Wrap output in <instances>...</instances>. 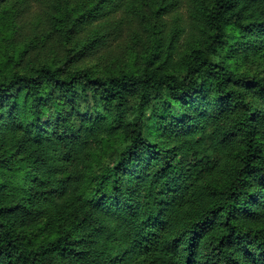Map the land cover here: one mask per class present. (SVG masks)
Instances as JSON below:
<instances>
[{"label": "trees", "instance_id": "1", "mask_svg": "<svg viewBox=\"0 0 264 264\" xmlns=\"http://www.w3.org/2000/svg\"><path fill=\"white\" fill-rule=\"evenodd\" d=\"M0 264H264V0H0Z\"/></svg>", "mask_w": 264, "mask_h": 264}, {"label": "rangeland", "instance_id": "2", "mask_svg": "<svg viewBox=\"0 0 264 264\" xmlns=\"http://www.w3.org/2000/svg\"><path fill=\"white\" fill-rule=\"evenodd\" d=\"M126 37H127V34H126V32H124V34L122 35V38H126ZM122 38L116 39L115 42H113L110 47H108V48L106 47L105 50L103 49L102 53H101L102 55L100 54L101 57L95 56V55H89V56L85 55V56L81 57V59L79 61H77V63L80 65L96 63V68L102 69L103 67L107 66V59L106 58H108V57H113L114 61L118 60V59L127 58L124 55V49H121L120 47L117 46V45L123 44V42H125V40H123Z\"/></svg>", "mask_w": 264, "mask_h": 264}]
</instances>
